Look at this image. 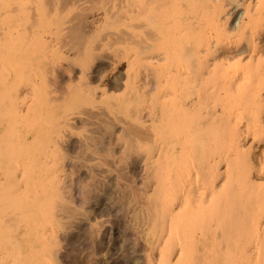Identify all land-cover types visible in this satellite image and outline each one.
<instances>
[{
    "label": "bare ground",
    "instance_id": "6f19581e",
    "mask_svg": "<svg viewBox=\"0 0 264 264\" xmlns=\"http://www.w3.org/2000/svg\"><path fill=\"white\" fill-rule=\"evenodd\" d=\"M79 1L83 0H0V124L4 125L0 129V243L6 250L0 255V264L57 262L55 236L62 224L57 210L70 199L66 195V175L60 169L59 149L73 123L88 122L93 118L91 113L103 109L96 105L97 90L85 86L84 81L74 87L79 97L74 92L73 106L63 104L73 98L75 90L69 86L72 79H66L70 80L65 84L70 89L61 91L65 94L59 99L63 105L56 103L58 95L44 99L40 91L43 99L38 95L37 104H33L26 94L32 69L43 68L53 58L61 57L65 34L76 33L81 41L80 37L85 39L93 29L88 15L71 31L63 27L62 15ZM183 1L187 0H121L122 11L117 14L123 15L124 31L117 37L124 47L122 57L133 52L132 59L128 58L133 63H128L124 72L126 93L115 103L107 97V101L102 100V93L99 103L103 102L108 111L122 110L127 126L124 129L131 141L126 140L136 143L145 156L148 183L144 184L152 191L146 212L153 240L151 250H158L157 255L148 257L149 264H260V258H264V223L260 222L264 221V149L257 168L254 151L256 145L264 144V89L251 81L238 86L234 79L240 71L247 73L263 67L259 62L262 60L244 63L242 55L253 52L248 44L253 46L254 36L264 26L260 22L264 0L246 9L245 18L235 30L242 37L238 41L225 44L226 36L220 34L223 25L214 21L218 18L214 14L212 25L217 36L209 40L206 50L217 48L222 58L211 69L204 68L201 59H195L202 53V41L186 52L172 50L174 44L181 43L185 27L198 18L190 14L191 7L183 4L182 19H169L168 14ZM192 1L201 4L202 10L214 6L213 0ZM174 32L178 37L172 43L168 39ZM53 39L59 47L49 44ZM243 42L240 53L231 55L230 51ZM84 44L74 49L73 56H91L94 49ZM234 66L237 71L232 69ZM190 70L192 76L185 77V71ZM39 73L38 69L37 76ZM42 77L45 90L54 85L53 80ZM215 98L220 99V108L208 112L210 99L217 101ZM244 120L245 131L240 128ZM243 134L252 140L246 151L241 146ZM42 139L43 148L38 145L37 153L33 142L42 143ZM259 208H263L261 215L256 213ZM232 210L240 213L231 214ZM251 210L255 215L249 214ZM20 239L26 240L25 251H21L24 242L20 245Z\"/></svg>",
    "mask_w": 264,
    "mask_h": 264
},
{
    "label": "rangeland",
    "instance_id": "374dc122",
    "mask_svg": "<svg viewBox=\"0 0 264 264\" xmlns=\"http://www.w3.org/2000/svg\"><path fill=\"white\" fill-rule=\"evenodd\" d=\"M99 1L100 0L79 1L78 2L79 4L82 2L81 3L82 5L80 4L81 6L78 5L77 3L78 7L75 6L70 10H67L62 15L63 27L66 28L67 30L74 29V27H77L81 22L80 20L87 17V15L90 17V19L93 22V29L89 30V34L87 33L85 36L83 35L84 36L83 38L85 39H82L80 35L79 37L81 41L77 38L78 36L77 37L75 36L76 33L67 34V35L65 34L64 35L65 48L63 49V53H61V57L53 58V60H51L52 62L54 61L53 63L52 62L47 63L51 66L44 64L45 66L43 68L37 66L34 67L32 69V72H30V77L28 78V86H27L28 88L26 89V94L29 97V100H31V102H34L33 104H37V100L42 98L43 97L42 95L44 94L43 97L44 99H46L48 95H49V97H47L48 99L50 98L54 99L55 95L56 96L58 95L57 97H55V99L57 100L56 102L57 104L59 105L68 104V106H73L74 103L71 102V100L74 99L75 94L77 95L76 97H79L78 91L76 92V88H78L81 85V82L84 81L82 83L84 84L86 83L85 86L93 89V91L97 90L95 95V97H97L96 105L97 106L100 105V108L103 107V109L91 113L93 114L90 115L91 117L93 116L92 120H90L91 122L86 121L84 123H76V122L73 123L70 129L71 133H67V136L64 137V140L62 141V146L59 149L61 155V156L59 155V157L64 158L63 160L61 158L60 169L61 170L64 169L62 174L66 175L67 184L65 183V181L64 183L66 184V186H68V188L65 186V184L63 183L62 184L67 188L68 194L66 193V195H68L70 199L67 202L65 201V204L64 203L62 204L64 207L61 205V207H58L57 210L59 211L58 214L62 224L59 225L56 229V236H55L57 240L56 260L58 263L55 261L53 264H149L148 261L151 258L150 255L151 254L153 256L154 254L157 255L158 250L157 249H155L157 251L151 250L152 249L151 243L153 242V240L150 233V226L147 215L148 213L146 212H148L147 210L149 206L147 205H149L148 202H150V197H152V191L150 188H148L145 185L146 183H148V178L144 175L145 170H144L143 161L145 156H143V154L139 151V149L136 148L137 147L136 143L133 142V144H130V142H127L126 139L128 138V141L130 139L127 135V131L124 129V126L125 128L127 126L125 120L122 119L123 117V114L121 112L122 110L120 111L119 108V110L116 109L117 111L116 110L108 111L107 110L108 108L103 102L102 104L99 103L100 101L99 95H101L102 93L105 94L101 97L103 98L102 100H105L106 99L105 97H107L108 101L110 100L109 102L112 103H115L117 99H119L126 93L127 77L124 72L129 63L128 58L130 59L134 53L131 52L129 53L131 56L128 54L126 57L125 56L122 57L123 55H121V53H123L122 50L124 49V47L120 45L122 43H119L120 42L119 37H117L120 34H122L124 31V25L122 23L123 21L121 20L123 15L117 14L118 12L122 11L121 0H108V2L107 0H105L103 1L104 3L102 2V0H101L102 3ZM213 1L215 3V4L213 3L214 6L211 4L213 8L211 7L210 9L207 10L200 9L199 6L201 4L197 5V3H192L194 2L192 0L183 1L177 7V9H175V11L169 13L170 15L168 14L169 19L171 17V21L177 22L182 19L183 15H185L184 10L182 8L180 10V7H182L183 4L191 7L190 14H193L194 16L196 14L198 18L196 20L194 19L191 22L193 24L190 27L189 26L185 27V29L186 28L187 29L184 30L181 39L179 40V42L181 43L174 44L172 46V50L176 52L179 51V53L186 52L187 49L194 46H198V42L202 41V45H203L202 53L201 55L197 54L198 58L195 57V59L196 60L201 59L200 61L203 62L202 66L204 68L209 67L210 69L214 67L216 61L222 58L221 55L218 52H216L217 48L206 50V48L208 47L209 40L214 41L215 40L214 36L215 37L217 36L216 35L217 33L216 34L214 33V29H213L214 27L212 25L214 24L213 22L214 21L218 23L220 22V24L223 25L222 30H220V34L222 33L223 36L224 35L226 36V38L224 39V41L226 40L225 44H227L226 42L228 41L229 42L238 41L240 38H242L239 37L240 36L239 34L235 33V30L238 28V24L240 25V23L245 18L246 9L250 7L253 8L254 6H256L259 0H231V1L213 0ZM238 5L239 7L237 8ZM219 7L220 8L222 7L223 9L221 8L222 9L221 10L219 9ZM214 14L217 15L218 18L212 21L215 16ZM117 18L120 20H118ZM262 21L264 25V10H263V18L261 19L260 22ZM111 23L113 24L111 25ZM261 26L262 24L259 27ZM258 31L254 36V41L252 42L253 46L251 43L248 44L251 45L250 50H252L253 52L251 51L246 52L248 55L245 53L244 55H242V57L243 60H245L244 63L247 62V60H254V61L262 60L259 62H261L263 67L260 70L254 69V71H250L247 73L240 71L239 74H237L238 76L234 79L236 85L238 86L242 83L245 84V82L247 83L248 81H251L256 85L258 84L263 85V89H264V65H263L264 64V26H262L261 31L259 32ZM174 34L173 37H171V39H168L172 41V43L177 42L178 35L175 32ZM172 39L173 40L176 39V40L173 41ZM52 41L51 40L49 41V44L51 46L56 47L59 45L57 40L55 41V39H53ZM84 42L85 44L89 43L91 49L92 50L94 49V51L93 53H91V56L89 58H81V59L80 57L76 58L75 56H73V51L75 50L77 51V48H80V46H82ZM244 44L245 43L243 42L241 44L242 46L240 45L239 47L234 49V51L233 50L230 51L232 52L230 54L231 55L239 54ZM224 45H222L221 47L223 48ZM56 50L58 49L56 48ZM189 60H193V59L191 58ZM55 62L58 63L55 64ZM37 63L39 64V62H36V64ZM134 64H132V66ZM135 66L133 67L136 68ZM235 67L236 66H234L232 69L237 71ZM38 69L40 73L37 76ZM46 69L47 70L50 69V70L47 71ZM240 69L242 68L240 67L239 70ZM234 70H232V72ZM42 71L45 72L43 73ZM46 72L47 74H49L48 76L46 75ZM53 72L56 73L53 75ZM58 73L60 74L59 76H57ZM191 74H192V70L185 71V77H191L192 76ZM35 75L36 77H34ZM41 76L46 77L47 80L50 81L53 80L52 82L54 85L51 86L48 85L47 90H45L46 84L42 83L43 77L41 78ZM57 78L60 79L57 81L56 80ZM66 79L67 80L72 79L71 80L72 85L69 86H71L70 88H74V87L76 88H74L75 91H73L71 94L73 98H70V102H68L69 101L68 99L64 101L62 104V102L60 103V101L63 100H59L62 98V95L64 94V93L62 94V92H64V90L66 91L70 89L67 85H65L70 80L67 81ZM55 81L58 83H56ZM32 82L34 85L32 84ZM41 84L45 85L44 87L45 89L43 88V86H41ZM75 84L78 85L76 86ZM40 91L43 92L41 93ZM39 92L42 95H39ZM74 92L76 93L74 94ZM37 96L39 98L35 100ZM64 96L65 94L63 95V97ZM114 98L116 99L114 100ZM215 99L218 102L220 100L219 98H215ZM217 101L210 99V102L212 104L208 106L209 108V109L207 108L208 112H210L209 110L212 111L215 108L217 109L220 108L219 107L220 102L218 103ZM40 115L42 116L43 113H41ZM96 115L98 117H96ZM97 122L99 124H97ZM225 122L226 121L222 122L224 124L223 126H225L226 124ZM91 123L92 124L95 123V124L92 126ZM222 123L219 124L221 127H222ZM2 125L3 124H0L1 127ZM1 127L0 129L3 130L4 125L2 128ZM240 128L243 131H245L246 128L245 120L242 121ZM243 135H242L241 146L244 147L243 150L246 151L251 145L252 140L248 138L246 134ZM31 141H33V139ZM42 141L43 139L41 140V142ZM33 143L35 144V145L33 144L34 150L35 149L37 150V146L41 144L42 147L39 146V149L40 147L41 149L43 148V142L39 143L34 141ZM126 149L128 152L124 151ZM263 149H264V144L256 145V149L254 151L256 156L255 162L262 157ZM129 150L131 153L129 152ZM36 152L38 153V151ZM138 152L142 154L141 157ZM259 165H260V161L258 160L255 164V167ZM6 168L9 169V166ZM221 168H223V166H221ZM225 169L226 168H223V170ZM88 191L90 192L88 193ZM253 211L251 210L248 212L250 215H252L255 213ZM238 212L240 213L239 210H232L231 214L232 213L238 214ZM261 212H263V208L261 209L259 208L256 211L257 214L259 213L258 215H261L262 214ZM258 215L256 217H258ZM260 222L264 223L262 219ZM19 241H20V245L24 242L21 245V251H25L27 249L26 248L27 246L25 245L26 240L20 239ZM2 243H0V255L6 252L5 248H1ZM260 259L261 261H259V263L264 264L263 263L264 258H260ZM253 264H257V263H253Z\"/></svg>",
    "mask_w": 264,
    "mask_h": 264
}]
</instances>
